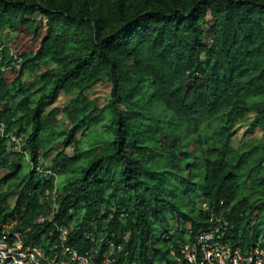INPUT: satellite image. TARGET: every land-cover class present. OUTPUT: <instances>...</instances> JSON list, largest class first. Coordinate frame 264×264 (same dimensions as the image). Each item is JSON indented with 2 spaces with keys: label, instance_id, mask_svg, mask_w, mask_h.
Instances as JSON below:
<instances>
[{
  "label": "trees",
  "instance_id": "trees-1",
  "mask_svg": "<svg viewBox=\"0 0 264 264\" xmlns=\"http://www.w3.org/2000/svg\"><path fill=\"white\" fill-rule=\"evenodd\" d=\"M208 9L214 23L206 45L201 41L199 19ZM2 29L14 34L11 48H3L0 59V123L6 133H13L16 126L2 114L26 92L23 73L36 71L41 62L60 72L41 76L46 90L34 105L23 96L15 106L23 113L15 123L31 124L22 149L30 150L33 171L27 180L29 194L22 191L13 208L0 206V224L15 220L17 229L29 228L25 239L35 244L39 235L52 228L50 223L36 222L49 211L45 196L55 188L53 177L37 181L34 174L39 139L55 125L58 113L54 109L43 116L44 108L60 92L81 90L107 78L111 92L104 109L112 117L113 138L101 141V150L86 160L78 174L67 178L62 192L58 191V224L69 225L78 207L84 206L81 224L70 232L69 244L81 252L97 245L94 239L83 236L84 230L89 221L100 225L101 207L113 202L114 217L106 227L101 248L121 215L127 221L130 259L137 244L141 246L137 264H155L168 255L157 245L160 239L175 242L172 234L161 238L165 232L158 234L149 216V208L164 205L176 211L177 229L183 233L188 224L192 237L208 226L211 214L224 211L232 225V243L242 250L255 246V234L264 222V201L247 206V217L256 216L257 220L250 228L252 237L245 243L241 236L246 231L242 215L247 196L243 193L249 189L245 183L250 177L248 173L243 179L246 154L233 153L227 132L221 145L209 150L215 158H203L197 167L188 164V178L174 175L187 198L198 190L209 203L208 210L192 215L162 194L159 184L154 183L156 173L132 147L134 137L143 136L150 127L143 121L148 118L137 100L146 96L144 87L150 88L148 97L163 105L170 118L194 128L232 112H246L248 100L264 94V0H0ZM94 110L95 103L82 94L67 105L70 128L64 148H76V133ZM253 110L255 123L262 122L264 104ZM7 153V142L1 138L0 187L17 174L16 168L3 166ZM58 155L62 156L63 150ZM194 167L201 170L199 182L193 180ZM13 195L11 190L0 192V204ZM130 203L132 210L127 209ZM147 234L154 236L149 239Z\"/></svg>",
  "mask_w": 264,
  "mask_h": 264
},
{
  "label": "rangeland",
  "instance_id": "rangeland-1",
  "mask_svg": "<svg viewBox=\"0 0 264 264\" xmlns=\"http://www.w3.org/2000/svg\"><path fill=\"white\" fill-rule=\"evenodd\" d=\"M39 1V0H35ZM214 23V17L210 10H206L203 17L199 19V25L203 30L201 37L202 43L209 44V30ZM14 39V34L8 29L0 30V59L3 48H11ZM60 71L48 62H41L39 68L34 72H24L22 79L24 81L26 92L19 96L11 105L5 108L3 118L9 124L15 127L13 134L20 136L24 141L30 135L31 124L23 123L21 125L15 122L22 116V112H17L15 106L23 96H27L31 105L37 101L40 93L45 89L41 81V76L55 75ZM146 96L138 97L139 108L144 113L147 120H143L150 127L146 128V133L143 136H135V146L132 150L140 156L146 163L147 167L152 169L156 174L155 184H159L162 194L168 197L176 204L179 210L189 215L196 214L197 211H206L209 209V203L205 201L200 191H193L189 198L181 190L180 184L174 178V175H180L183 178H188L190 174L186 166L200 165L203 158H215V154L209 151L212 147L221 145L222 138L226 132L230 136V148L234 154H246L244 168L242 169L243 179L246 181V186L249 188L243 193L247 196L245 206L259 205L264 201V148H260L264 144V120L260 123H255L256 112L254 107L264 104V94L250 98L248 100L249 109L246 112H232L229 116L218 119L208 120L202 123L199 128L180 124L174 118H170V113H167L163 105H158L148 97L151 93L150 88H145ZM46 90V89H45ZM111 82L107 78H99L86 86L83 89H75L70 92H60L53 101H48L44 108L43 116H47L52 110L56 109L58 113L55 116L56 123L53 127L42 133L38 142V163L34 174L37 175V181L53 177L54 187L57 191L62 192L66 180L71 175H76L84 166L86 160L93 154L101 150V141H110L113 138V129L111 127L112 117L104 106L110 99ZM79 94L86 96L89 100L95 103V110L85 125L77 131L76 140L78 142L76 148L74 145L64 148L63 144L67 137L70 128L69 116L66 111L67 105ZM2 105L4 102L2 101ZM143 128V127H141ZM224 128V129H223ZM142 143H139V139ZM7 142L8 153L3 157V166L14 167L17 169V174L14 179L0 187V192L11 190L13 196L4 198L0 206H9L13 208L16 205L19 194L23 191L25 196L29 194L27 180L33 171V164L30 156V150L26 148L20 152L11 149L10 142ZM202 140V141H201ZM204 141V142H203ZM138 145L142 148H138ZM137 146V147H136ZM63 150V155L58 154ZM260 162L259 166L258 163ZM258 166V167H257ZM193 170L194 181L200 180V169ZM50 172V173H49ZM39 175V176H38ZM148 203L152 202L150 196L146 197ZM114 203L103 205L99 211L100 225L95 226V221H89V225L85 228L83 236L88 239H94L97 244L104 243V238L107 236L105 230L110 220L114 217ZM133 204L130 203L127 207L132 210ZM154 210V211H153ZM84 206H79L74 214L72 221L69 223V232L79 228ZM249 209H245L242 217L244 220L245 234L241 236L243 241L252 237L251 227L256 225V216L247 217ZM149 216L153 222L155 231L159 234L165 233L161 238H168L174 235L175 244L171 241L163 242L162 239L158 242V246L163 251L167 252L165 258L160 259L155 264H162L163 261L172 262L173 255L178 256L181 246L189 241L192 237L190 226L188 224L183 230V233L177 229V214L166 205L162 208H149ZM247 224V225H246ZM126 218L118 216V224L109 238L115 243L116 252L123 264H137L138 256L140 255L141 246L137 244V251L132 259L129 258V251L126 248L129 232L126 228ZM234 230V224H233ZM24 237L30 232L29 228H24ZM148 238H153L154 235L147 234ZM256 240L254 245L264 246V222L258 226ZM114 238V239H113ZM54 241V229L49 228L46 233L38 236L35 240L36 244L42 248H46ZM144 257V256H142ZM143 260V258H141ZM144 261V260H143ZM147 264V263H144Z\"/></svg>",
  "mask_w": 264,
  "mask_h": 264
},
{
  "label": "built area",
  "instance_id": "built-area-1",
  "mask_svg": "<svg viewBox=\"0 0 264 264\" xmlns=\"http://www.w3.org/2000/svg\"><path fill=\"white\" fill-rule=\"evenodd\" d=\"M6 138L11 149L20 152L23 140L11 132H5L0 123V139ZM50 173V172H49ZM58 191L47 192L45 199L49 211L39 216L38 223H50L54 229V241L46 248L27 242L22 228H16L15 220L0 224V264H123L111 239L102 249L97 244L81 252L69 244V225L55 222L58 209ZM232 225L227 213L220 211L210 216L209 224L181 246L172 262L162 264H264V246L242 250L231 240Z\"/></svg>",
  "mask_w": 264,
  "mask_h": 264
}]
</instances>
